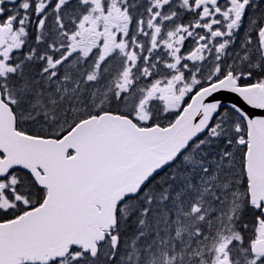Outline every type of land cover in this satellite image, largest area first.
I'll return each mask as SVG.
<instances>
[{
  "label": "snow or ice",
  "instance_id": "obj_1",
  "mask_svg": "<svg viewBox=\"0 0 264 264\" xmlns=\"http://www.w3.org/2000/svg\"><path fill=\"white\" fill-rule=\"evenodd\" d=\"M0 264H264V0H0Z\"/></svg>",
  "mask_w": 264,
  "mask_h": 264
}]
</instances>
